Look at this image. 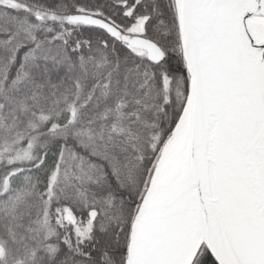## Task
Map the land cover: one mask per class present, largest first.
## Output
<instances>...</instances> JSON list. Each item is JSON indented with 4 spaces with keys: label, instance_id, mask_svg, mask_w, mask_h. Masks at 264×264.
I'll return each instance as SVG.
<instances>
[{
    "label": "snow or ice",
    "instance_id": "obj_1",
    "mask_svg": "<svg viewBox=\"0 0 264 264\" xmlns=\"http://www.w3.org/2000/svg\"><path fill=\"white\" fill-rule=\"evenodd\" d=\"M0 264H264V0H0Z\"/></svg>",
    "mask_w": 264,
    "mask_h": 264
}]
</instances>
